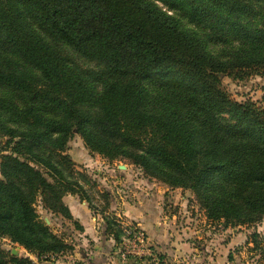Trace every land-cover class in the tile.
I'll return each mask as SVG.
<instances>
[{
	"label": "trees",
	"instance_id": "1",
	"mask_svg": "<svg viewBox=\"0 0 264 264\" xmlns=\"http://www.w3.org/2000/svg\"><path fill=\"white\" fill-rule=\"evenodd\" d=\"M159 1L201 35L153 0H0V238L39 259L71 249L37 205L70 219L72 194L94 208L65 150L75 133L108 160L192 190L225 226L262 220L264 107L231 98L220 75L261 76L264 50L222 58L207 43L264 44V0ZM26 262L0 244V264Z\"/></svg>",
	"mask_w": 264,
	"mask_h": 264
},
{
	"label": "rangeland",
	"instance_id": "2",
	"mask_svg": "<svg viewBox=\"0 0 264 264\" xmlns=\"http://www.w3.org/2000/svg\"><path fill=\"white\" fill-rule=\"evenodd\" d=\"M153 1L173 16L183 28L194 32L198 31L201 35L199 27L181 13L169 9L159 0ZM260 16L261 14L258 13L253 16V19L257 20ZM207 48L214 55L223 58L226 54L250 48L264 50V44H251L228 36L225 43H207ZM88 66L91 67V64ZM107 78L106 76L105 79ZM220 78L222 87L231 98L237 99L244 93H248L243 89L241 81L233 80L224 74H221ZM251 80L255 81L257 86L264 87V74L250 76L244 81L248 83L252 82ZM145 85L152 96H156V88L152 84ZM101 87V82H97L96 89L100 90ZM65 150L75 163L76 169L85 173L90 180L85 188L94 206L90 210L94 216L93 222L96 224V230L101 237L99 241L106 247L104 257L107 264H124L118 256V239L123 235L122 227L125 225L143 228L152 245L150 248L153 250L154 257L146 258L140 264H192L189 262L188 255L194 249L208 251L211 258L206 259V263L201 259L198 262L194 261L193 264H264V217L261 221L250 225L225 226L224 219L208 217L205 207L200 205L192 190L172 186L157 177L150 176L127 158L108 160L97 152L90 151L77 133L68 141ZM91 182H94L93 186ZM101 192H108V197L105 198ZM64 204L67 206L65 202ZM37 209L41 218L48 220L50 228L58 235L63 236L71 249L62 253L42 256L39 259L34 255L30 257L23 247L9 242L6 238H0L2 247L11 252L15 250L16 255L20 258L28 257L30 263L24 264L38 262L41 264H67L66 261H70V264H89L87 260L80 258L81 255L76 254L80 238L75 231L83 230L79 222L72 216L68 219L43 210L39 203ZM125 209L127 213H125ZM129 209L138 215L141 214L143 223L159 224L158 226L167 229L166 235L163 237L166 243L163 242L164 245H162L158 241L152 242L150 234L141 223L140 218L130 214ZM105 217L114 218L119 225L120 234L118 237L114 231H106ZM204 229L206 243L202 241ZM196 230L201 239L196 238L198 235L194 233ZM252 235L257 241L256 245L252 241ZM198 241L200 244H197ZM94 244L95 242L92 240L88 241L89 248H93ZM172 249L178 250V253L171 251ZM65 255H71L72 258H66Z\"/></svg>",
	"mask_w": 264,
	"mask_h": 264
},
{
	"label": "crops",
	"instance_id": "3",
	"mask_svg": "<svg viewBox=\"0 0 264 264\" xmlns=\"http://www.w3.org/2000/svg\"><path fill=\"white\" fill-rule=\"evenodd\" d=\"M241 82L243 83V89H245V92H248V93H244L241 97L237 98V100H244L246 98H250L252 100L257 101L259 104H261L264 107V87L262 85L257 86L256 85L257 83H255V81L248 82V83L246 81H241ZM63 200L67 204L73 219L78 221L83 229V230H78L77 232L74 230L75 233L80 238V241L78 243L79 249L76 251V254L81 255L80 258L87 260L89 264H107L105 257H104V251L106 247L103 243H100L99 241L101 237L99 236V232H97L96 230L97 228L96 224L93 222L94 216L92 215V212L90 210L91 208L87 205V202L80 200L76 195H72V194H66L63 197ZM128 212L130 214H133L135 217L140 218L141 223L143 224L145 229L148 230V233L150 234V239L152 240V242L158 241L162 245H164L163 242L166 243V240H164L163 237H165L166 235L165 233L167 229H165L163 226H158L159 224L154 225L153 223L151 224H148L147 222L143 223L142 222L143 216L141 214L138 215L137 213L133 212L132 209H129ZM125 213H127V210ZM203 231L204 233L202 236L203 237L202 241L206 243L207 238H205L204 236V234L206 235L205 233L206 231L205 229ZM194 233L197 235L198 231L196 230ZM198 235L196 236V238L201 239L200 235L199 236ZM68 238L70 237L68 236ZM89 240H92V242H95V244L93 245V248H89L88 246ZM149 244H150V240H149ZM197 244H200L199 241L197 242ZM151 246L152 245L150 244V247ZM171 251L177 252L178 250L174 251L172 249ZM66 255L64 257L66 258L69 257V259L72 258L71 255L69 256H66ZM179 255H180V252H179ZM32 256L33 255L30 254V257ZM188 257H189V262L192 264L195 263L194 261L198 262L201 259L206 263V259L211 258V256L208 254V251L206 252L205 250H198V249H194L192 252H190ZM66 263L70 264V261H66ZM36 264H41V263L38 262Z\"/></svg>",
	"mask_w": 264,
	"mask_h": 264
},
{
	"label": "built area",
	"instance_id": "4",
	"mask_svg": "<svg viewBox=\"0 0 264 264\" xmlns=\"http://www.w3.org/2000/svg\"><path fill=\"white\" fill-rule=\"evenodd\" d=\"M124 225V223L122 222ZM123 235L118 244V256L124 264L132 262L141 263L149 257L153 258L154 253L150 248L149 238L143 228L139 226H123Z\"/></svg>",
	"mask_w": 264,
	"mask_h": 264
},
{
	"label": "water",
	"instance_id": "5",
	"mask_svg": "<svg viewBox=\"0 0 264 264\" xmlns=\"http://www.w3.org/2000/svg\"><path fill=\"white\" fill-rule=\"evenodd\" d=\"M44 221L46 222V224H48V220L47 219H45ZM11 253L16 255L15 250H13ZM131 264H138V263L137 262H132Z\"/></svg>",
	"mask_w": 264,
	"mask_h": 264
}]
</instances>
